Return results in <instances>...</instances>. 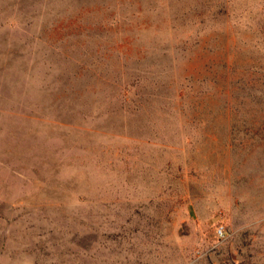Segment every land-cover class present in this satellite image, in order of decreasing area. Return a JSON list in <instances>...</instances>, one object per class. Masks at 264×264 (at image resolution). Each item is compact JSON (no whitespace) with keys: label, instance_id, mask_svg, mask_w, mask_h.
Masks as SVG:
<instances>
[{"label":"rangeland","instance_id":"374dc122","mask_svg":"<svg viewBox=\"0 0 264 264\" xmlns=\"http://www.w3.org/2000/svg\"><path fill=\"white\" fill-rule=\"evenodd\" d=\"M0 264H264V0H0Z\"/></svg>","mask_w":264,"mask_h":264},{"label":"built area","instance_id":"2783aa9c","mask_svg":"<svg viewBox=\"0 0 264 264\" xmlns=\"http://www.w3.org/2000/svg\"><path fill=\"white\" fill-rule=\"evenodd\" d=\"M218 234H219V236H224V229H223V227H219Z\"/></svg>","mask_w":264,"mask_h":264}]
</instances>
